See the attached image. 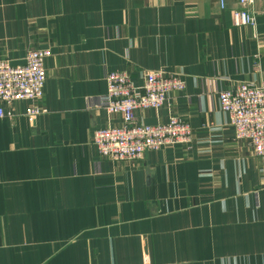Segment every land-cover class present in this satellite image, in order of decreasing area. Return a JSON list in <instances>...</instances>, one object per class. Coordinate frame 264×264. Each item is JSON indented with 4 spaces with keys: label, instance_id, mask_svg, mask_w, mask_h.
<instances>
[{
    "label": "crops",
    "instance_id": "1",
    "mask_svg": "<svg viewBox=\"0 0 264 264\" xmlns=\"http://www.w3.org/2000/svg\"><path fill=\"white\" fill-rule=\"evenodd\" d=\"M0 0V60L50 50L30 102L0 118V264H264V158L236 140L219 93L264 80V0ZM180 76L154 126L179 117L192 143L112 162L93 145L121 125L100 107L107 77ZM9 109V107L7 108Z\"/></svg>",
    "mask_w": 264,
    "mask_h": 264
},
{
    "label": "built area",
    "instance_id": "2",
    "mask_svg": "<svg viewBox=\"0 0 264 264\" xmlns=\"http://www.w3.org/2000/svg\"><path fill=\"white\" fill-rule=\"evenodd\" d=\"M254 1L239 0L241 9L232 12L235 27L256 26V14L249 9ZM220 4L225 7L224 0ZM51 55L50 50H31L21 66L0 60V118L15 117L11 107L20 101L30 102L26 116L31 120L44 113L40 102L47 77L45 63ZM142 78L143 84L138 86L128 72H113L107 77L108 90L100 98V107L120 116L122 122L97 130L93 145L102 157L112 162L136 161L148 151L192 143V129L179 117L154 126L140 124L135 117L138 110L163 108L171 93L185 89L184 80L164 70L142 72ZM219 105L228 116L236 140L248 142L254 153L264 158V80L257 85L243 84L220 92Z\"/></svg>",
    "mask_w": 264,
    "mask_h": 264
}]
</instances>
